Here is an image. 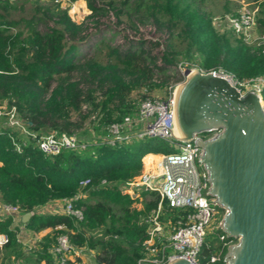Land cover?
<instances>
[{
    "label": "trees",
    "instance_id": "16d2710c",
    "mask_svg": "<svg viewBox=\"0 0 264 264\" xmlns=\"http://www.w3.org/2000/svg\"><path fill=\"white\" fill-rule=\"evenodd\" d=\"M27 1L17 4L0 0V104L7 100L29 129L39 134H70L69 120L86 102L93 111L98 110L95 130L101 128L99 137L104 135L107 124L136 109L129 99L132 91L161 88L170 78L183 81V76L174 73L178 64L202 72L222 70L238 81L264 77V54L244 45L229 31H217L215 17L204 9V0H83L89 12L87 18L112 14L117 24L125 22L134 27L136 23H151L167 33L166 47L157 56L152 52L157 46L153 41L137 39L125 41L122 46L111 45L117 33L113 30L109 38L98 39L105 49L101 59L80 56L84 27L70 17L67 9L54 1L32 5ZM259 4L261 18L255 22L264 32V4ZM74 73L86 83L85 90L72 79ZM156 77L158 82L153 81ZM96 92L100 94L98 101ZM15 142L19 143V151ZM88 147L46 155L34 141L21 144L10 129L0 127V202L16 207L21 214L32 212L22 224L25 229L35 233L51 230L43 237L35 264H53L48 249L60 234L78 247L96 250V264H136L144 253L142 242L147 234L141 218L155 208L158 197L150 191L130 197L118 185L140 172L145 154L171 153L174 149L159 139L140 140L136 149L126 144L112 147L102 141ZM85 179L89 182L81 188L79 183ZM81 190L86 192L85 197L78 195ZM56 200H71L82 219L74 221L62 212H36ZM162 211L161 218L171 220L178 212L165 203ZM11 226V217L0 218V235L6 236L0 247V264L23 255ZM93 231H98L97 237L87 236ZM216 233L212 239L203 240L196 264H223L221 260L209 263V259H221L225 243L232 239L220 240V228Z\"/></svg>",
    "mask_w": 264,
    "mask_h": 264
},
{
    "label": "built area",
    "instance_id": "2783aa9c",
    "mask_svg": "<svg viewBox=\"0 0 264 264\" xmlns=\"http://www.w3.org/2000/svg\"><path fill=\"white\" fill-rule=\"evenodd\" d=\"M54 2L58 3L61 9L67 10L73 4L68 0H54ZM254 14V9L242 7L221 19L215 18L213 25L217 31H229L244 45L255 49L257 53L264 54V32L256 30ZM181 67L178 64L179 70L182 69ZM209 73L225 78L240 95L246 92L254 94L264 113L263 76H253L238 81L222 70ZM173 105V94L164 99L144 98L132 113L107 124L104 127L105 134L98 140L91 141L79 139L73 134L33 132L13 107L7 111L5 117L7 123L3 127L10 129L14 133V138L16 135H22L27 141H34L35 146L46 155H56L64 150L84 151L89 145L99 141L112 147L133 140L159 139L166 142L174 152L152 154L159 157L154 162L153 170L143 171L118 185L119 190L130 197L138 196L141 191L154 192L158 197L155 208L141 218L142 223L146 225L147 237L142 242L144 253L136 260V264H167L174 259H184L196 264V255L206 234L205 227L215 218L220 208L212 198L206 196L207 175L199 164L201 149L195 142L197 137L203 138V136L195 135L190 141L177 140L172 132ZM1 115L3 113H0ZM15 148L19 151V143L15 142ZM144 156L141 158L142 167ZM88 182V179H85L80 181L79 185L83 188ZM101 184H104L103 180ZM62 201V213L74 221H80L81 212L72 207L71 200ZM164 203L169 209L178 211L172 220L161 218ZM1 207L4 217H11L12 220L19 213L14 206L2 204ZM225 238L224 234L219 237L220 240ZM5 242L6 236L0 235V247ZM231 243V241L227 242L225 246ZM48 251L52 255L53 264H82V256L89 250L86 247L76 246L65 234H60L55 237ZM220 260L224 264L223 256L221 259L219 256H213L210 257L209 263Z\"/></svg>",
    "mask_w": 264,
    "mask_h": 264
},
{
    "label": "water",
    "instance_id": "95a60500",
    "mask_svg": "<svg viewBox=\"0 0 264 264\" xmlns=\"http://www.w3.org/2000/svg\"><path fill=\"white\" fill-rule=\"evenodd\" d=\"M190 70L177 106L186 136L177 140L207 134L195 142L207 175L206 196L223 210L219 228L234 242L226 247L224 264H264V113L251 92L240 95L225 78ZM30 216L22 214L21 223Z\"/></svg>",
    "mask_w": 264,
    "mask_h": 264
},
{
    "label": "rangeland",
    "instance_id": "374dc122",
    "mask_svg": "<svg viewBox=\"0 0 264 264\" xmlns=\"http://www.w3.org/2000/svg\"><path fill=\"white\" fill-rule=\"evenodd\" d=\"M13 1V3H22L24 0H10ZM50 1L54 0H28L27 4H50ZM99 1V0H98ZM264 4V0H204V9L207 11H210L213 13V16L217 19L223 18L227 14H232L239 10V8H249L255 10V21L259 18H261V14L258 13L259 10V3ZM264 12V7L262 8ZM27 12V9H26ZM68 14L70 17L78 24L82 23L84 30L83 35L85 36L84 40H82L79 44V51L80 56L89 58V57H97L98 59L103 58L105 49L101 47L102 45L99 44L98 39L101 37L109 38L110 34L113 33V30H116L117 33L113 36L111 45L113 46H122L125 41L130 40H137V39H143L146 41H153L157 42V46L153 49V54L160 56L164 48L166 47V44L168 42L167 40V33L165 31L157 30L151 23L148 24H138L136 23L134 27L129 26L125 22H121L117 24L116 19L112 14H109L105 17H97L95 19L87 18L89 15L84 2H74L68 9ZM257 14V16H256ZM50 25V24H49ZM256 30L261 32V30L258 29L257 24L255 22ZM97 45V46H95ZM96 47H100L102 50H98ZM99 48V49H100ZM182 69L179 70L178 66L174 69V73H178L179 75L183 76L185 75V72L189 69H186L184 67H181ZM72 79L80 82L79 87L81 90H85L86 83L82 81L80 74L74 73L72 75ZM154 82H158V77L153 78ZM175 82L174 78H170L168 82L161 88H155L151 91H147L146 89H139L136 91H132L129 95V99H131L135 105H138V103L143 100L144 98H159L164 99L168 96H172L174 93V90L177 85L182 83ZM96 100L98 101L100 99L99 92L95 93ZM13 106H10L7 100H3L0 104V113H3V115L0 116V127L6 126V119L7 111H9ZM97 114L98 110L93 111L91 106L87 104L86 102H82L80 105V109L78 114H73L71 116L70 124L71 126L68 128L70 134L75 135L79 139L85 140V141H91L94 139H98L99 137V131L95 130L99 125L97 121ZM84 119H81V118ZM74 125V126H73ZM16 139L20 142L24 141L27 142V139L23 137L22 135L17 136ZM152 141V140H151ZM140 141L133 140L132 142L126 143L128 147L131 149H136ZM92 146L88 147L87 152L90 153L92 151ZM152 154V153H151ZM158 160L157 155H146L143 158V167L141 166V170L139 173L143 171L153 170L154 162ZM144 169V170H143ZM138 173V174H139ZM81 197L86 196V192L84 190H81L78 194ZM63 203H55V202H49L46 204V206H42L39 209L36 210V212L40 214H46V213H56L58 211L63 210ZM2 203L0 202V216H5V214L2 212ZM136 207H140V204H136ZM45 208V209H44ZM223 213H219L215 216V218L211 219L209 224L205 227V237L204 239L209 240L216 236V230L219 225L221 216ZM167 218V217H166ZM87 236L97 237L98 231H93L87 234ZM232 243H234L232 241ZM231 243V244H232ZM97 254L96 250H89L88 252H85L82 256V264H85L86 262L88 264H96L95 263V255ZM225 254V253H224ZM23 260L25 264H35L34 256L30 251L25 252L24 255H22L21 258L18 260L11 261L9 263L5 264H20V261Z\"/></svg>",
    "mask_w": 264,
    "mask_h": 264
},
{
    "label": "crops",
    "instance_id": "0c3cea01",
    "mask_svg": "<svg viewBox=\"0 0 264 264\" xmlns=\"http://www.w3.org/2000/svg\"><path fill=\"white\" fill-rule=\"evenodd\" d=\"M76 2L77 3H79V2L81 3V2H84V1L83 0H79V1H76ZM53 202H55V203L62 202L63 203L62 200L52 201V203ZM43 206H46V204L43 205ZM58 212H62V211H58ZM21 216H22L21 213H17V215L14 216V219L12 220V226L11 227L15 228V230H16V238H17L18 242H20L21 245H22L23 255H24L25 252L30 251V253H32V255L35 257V254L37 253V251L41 247V244L43 242V237L46 235V233L50 232L51 230L50 229H44V230L36 232V233L32 232V231H29V230H27V229H25L23 227V225H22L23 223H21V221H20ZM2 217L3 216H0V218H2ZM11 259L14 261L13 258H11ZM12 264H14V263H12ZM20 264H25V263L23 262V260H21ZM39 264H44V262L41 261ZM85 264H88V263L86 262Z\"/></svg>",
    "mask_w": 264,
    "mask_h": 264
},
{
    "label": "bare ground",
    "instance_id": "6f19581e",
    "mask_svg": "<svg viewBox=\"0 0 264 264\" xmlns=\"http://www.w3.org/2000/svg\"><path fill=\"white\" fill-rule=\"evenodd\" d=\"M193 74H194V71L193 70H187L185 72V75L184 76H186L187 79H191V77L193 76ZM184 87H185V84H179V85H177L176 88H175V90H174V93H173V101H174V105L173 106L174 107H173V129H172V132H173V135L176 138H180V139H183L186 136L185 132H183L182 129L180 128L179 123H178V119H177L178 100L180 98L181 90ZM158 159H159V157H158Z\"/></svg>",
    "mask_w": 264,
    "mask_h": 264
}]
</instances>
